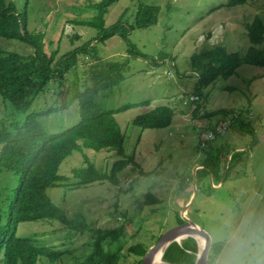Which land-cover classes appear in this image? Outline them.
Returning <instances> with one entry per match:
<instances>
[{
	"label": "rangeland",
	"instance_id": "rangeland-1",
	"mask_svg": "<svg viewBox=\"0 0 264 264\" xmlns=\"http://www.w3.org/2000/svg\"><path fill=\"white\" fill-rule=\"evenodd\" d=\"M4 1L25 12L28 30L43 32V49L46 53L55 49L54 58L81 43L86 50L75 52L74 63L63 77L50 78L26 107L16 108L0 96L3 124L21 121L27 113L48 133L73 124L79 118L78 103L73 100L58 106V90L74 81L82 88L95 60L123 63V77L99 90L92 101L99 109H116L113 117L123 133V149L133 152L139 166L125 165L117 172L115 184L93 180L72 188L54 185L46 189L68 217L80 215L88 227L122 226L117 240L102 241L105 249L120 248L116 264H135L139 256L127 247L141 243L148 248L165 229L178 223L176 213L201 225L211 241L220 242L219 229L225 222L239 225L246 216L264 215V66L242 62L228 76H217L206 85L196 83L195 68L201 62L219 64L230 52L243 55L250 45L244 24L254 16L264 23V0L235 4L227 0H114L102 14L104 25L118 18L130 23L138 3L157 6L156 21L129 28L126 38L114 34L103 41L97 39L94 27L79 22L98 14V0ZM127 42L145 56L129 54ZM255 46L264 50V38ZM0 47L21 53L31 50L25 42L3 36ZM144 100L148 103H141ZM127 103L133 104L122 108ZM158 104L172 108L168 125L140 128L131 122L133 116ZM219 108L247 109L243 115L250 120L252 133L228 126L223 135L207 142L206 146L212 145L207 150L199 145L200 133L216 119L214 112ZM223 115L236 116L235 112ZM219 145L228 150L225 159L222 156V175L216 177L206 170L195 179L193 170L198 166L193 165L201 162L206 151L215 153ZM238 145L246 148L228 166L229 154ZM83 155L100 170H107L118 157L106 148L74 149L60 161L57 172L70 176L73 167L85 164ZM211 180L220 184L214 186ZM17 181L15 172L0 170L1 221ZM146 191L159 201L144 203ZM88 227L76 231L55 219L19 220L14 234L30 235L35 243L58 252L52 260L39 256L35 264H79L91 249ZM221 251L209 258L210 264H216Z\"/></svg>",
	"mask_w": 264,
	"mask_h": 264
},
{
	"label": "trees",
	"instance_id": "trees-1",
	"mask_svg": "<svg viewBox=\"0 0 264 264\" xmlns=\"http://www.w3.org/2000/svg\"><path fill=\"white\" fill-rule=\"evenodd\" d=\"M113 1L98 0L96 3L98 14L79 21L94 27L97 39L101 41L114 34L126 38L129 28L146 27L156 21L157 6L138 3L130 23H122L118 18L113 23L104 25L102 14ZM242 2L244 0H227L226 3ZM26 21L25 12L16 11L12 3L0 0V36L19 39L31 48L30 52L21 53L0 47V96L12 101L16 108L26 107L50 78L61 79L73 62L75 52L86 50L85 44L81 43L54 58L55 49L49 53L43 49V32L28 30ZM244 28L250 42L246 52L243 55L237 52L224 54L223 60L215 65L209 62L196 63L197 84L206 85L217 76L226 77L242 62L264 66V50L255 46L264 38L263 21L254 16L244 24ZM127 43L129 54L145 56L133 44ZM192 60L194 62V55ZM122 66L123 63L116 60H95L90 66L88 81L82 88L74 81L58 90V106L62 107L76 100L79 118L57 132H45L29 113L21 121H11L9 125L0 122V170H11L18 175L17 184L6 206L5 220L1 221L0 217V258L3 264H35L39 256L52 260L58 254L52 246L35 243L30 235H15V225L19 220L55 219L76 231L88 227L80 215L68 217L53 203L46 190L48 187L64 185L72 188L93 180H107L115 184L118 182L117 172L125 165L139 166L133 152L126 153L123 149V133L113 117V111L116 109H99L92 101L99 90L118 82L123 77ZM141 103L148 102L144 100ZM132 104H124L122 108ZM232 112H235L236 116L231 115L229 126L234 125L237 129L252 133L250 120L243 115L247 109L219 108L214 113L218 116ZM172 114L169 105L158 104L133 116L131 122L140 128L163 127L170 123ZM83 147L114 150L118 157L112 160L107 170H100L83 155L84 165L73 167L70 176L59 174L57 168L60 161L72 150H81ZM211 147L209 144L202 148L208 150ZM214 148L215 153L206 151L199 163L200 166L195 170V179L201 177L206 170L216 177L222 175L228 150L223 145ZM240 152L231 151L228 166ZM69 177L72 179L69 180ZM158 201V197L150 191L144 193V203ZM176 218V222L183 221L177 213ZM88 230L92 239L91 249L79 264H116L122 255L120 248L105 249L102 241L117 240L122 234V226L88 227ZM221 246L220 241H211L207 254L208 264L209 258L216 255ZM127 249L139 256L135 262L138 264L147 248L141 243H133ZM196 249L195 239L186 236L179 243L170 242L161 257L163 256L162 259L166 261L193 264Z\"/></svg>",
	"mask_w": 264,
	"mask_h": 264
},
{
	"label": "clouds",
	"instance_id": "clouds-1",
	"mask_svg": "<svg viewBox=\"0 0 264 264\" xmlns=\"http://www.w3.org/2000/svg\"><path fill=\"white\" fill-rule=\"evenodd\" d=\"M219 239L223 247L216 264H264V215L251 214L239 225L225 222Z\"/></svg>",
	"mask_w": 264,
	"mask_h": 264
},
{
	"label": "water",
	"instance_id": "water-1",
	"mask_svg": "<svg viewBox=\"0 0 264 264\" xmlns=\"http://www.w3.org/2000/svg\"><path fill=\"white\" fill-rule=\"evenodd\" d=\"M191 200L193 198V194L191 195ZM183 218L182 222H178L169 228L165 229L156 240L146 249V251L140 257V261L138 264H183L172 261L161 260L160 263L155 261L154 257L159 248L161 249V255L165 247L172 241L180 242L179 238L181 236H191L195 239L196 242V252L193 264H208L207 262V253L210 246V236L209 234L202 228L201 225L192 221L182 213H180ZM196 236L202 237V243L198 246Z\"/></svg>",
	"mask_w": 264,
	"mask_h": 264
},
{
	"label": "built area",
	"instance_id": "built-area-1",
	"mask_svg": "<svg viewBox=\"0 0 264 264\" xmlns=\"http://www.w3.org/2000/svg\"><path fill=\"white\" fill-rule=\"evenodd\" d=\"M193 97L197 98V95ZM230 118L231 115L218 116L206 130L200 133L199 145L204 147L207 145V142L212 140L216 135L223 134L231 123Z\"/></svg>",
	"mask_w": 264,
	"mask_h": 264
},
{
	"label": "bare ground",
	"instance_id": "bare-ground-1",
	"mask_svg": "<svg viewBox=\"0 0 264 264\" xmlns=\"http://www.w3.org/2000/svg\"><path fill=\"white\" fill-rule=\"evenodd\" d=\"M184 238V236H181L180 238H179V240L181 241L182 239ZM196 240H197V244H201L202 243V237L201 236H196ZM198 245V246H199ZM161 249L162 248H159L158 250H157V252H156V254H155V257H154V259H155V261H157L158 263H160L161 262V260H162V257H161ZM164 264V263H163Z\"/></svg>",
	"mask_w": 264,
	"mask_h": 264
},
{
	"label": "crops",
	"instance_id": "crops-1",
	"mask_svg": "<svg viewBox=\"0 0 264 264\" xmlns=\"http://www.w3.org/2000/svg\"><path fill=\"white\" fill-rule=\"evenodd\" d=\"M216 118H217V115H216ZM212 124V123H211ZM224 134V133H223ZM223 134H221V135H223ZM246 147H244L243 145H238V146H236L235 147V149H233V150H240V149H245ZM195 163V162H194ZM195 166H200L199 165V163H195L194 165H193V168L195 167ZM197 168V167H196ZM195 172V169L193 170V173ZM233 174V173H232ZM212 181V180H211ZM214 186H217L218 184H220V180H217L216 182H211ZM222 247H223V245L221 246V249H222ZM220 251V250H219Z\"/></svg>",
	"mask_w": 264,
	"mask_h": 264
}]
</instances>
